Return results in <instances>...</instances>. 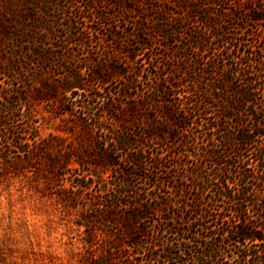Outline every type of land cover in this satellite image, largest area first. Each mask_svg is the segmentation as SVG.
Here are the masks:
<instances>
[{
  "label": "trees",
  "instance_id": "1",
  "mask_svg": "<svg viewBox=\"0 0 264 264\" xmlns=\"http://www.w3.org/2000/svg\"><path fill=\"white\" fill-rule=\"evenodd\" d=\"M123 37L87 78L48 66ZM0 50L8 81L31 69L3 90L1 166L62 184L78 264H264V0H0ZM43 102L69 140L30 137Z\"/></svg>",
  "mask_w": 264,
  "mask_h": 264
},
{
  "label": "rangeland",
  "instance_id": "2",
  "mask_svg": "<svg viewBox=\"0 0 264 264\" xmlns=\"http://www.w3.org/2000/svg\"><path fill=\"white\" fill-rule=\"evenodd\" d=\"M111 2V1H110ZM111 3H104V10L112 13L114 7ZM85 23V22H84ZM127 21L116 24L113 29H118L120 35H125L129 29L126 25ZM92 29H97L98 38L112 39L108 33L109 26L104 28L95 23H87ZM92 25V26H91ZM127 27L126 31L123 28ZM96 37V38H97ZM123 38L113 44H108L104 48L99 49L96 53L95 48H89V51L77 49L75 55H68L67 58L56 57L55 61L48 64L53 74H65L72 70L80 71L84 77L90 72L92 66L87 62L88 56L90 60L98 59L102 54L111 55L116 52V44L123 42ZM28 48V46H26ZM30 48V47H29ZM65 48L62 45L63 49ZM74 54V53H73ZM28 55H31L28 52ZM119 61H122L123 55L119 54ZM71 57V58H70ZM10 59V58H9ZM27 64L18 65L20 78L18 80L10 78L8 81L0 74V101L3 100V90L7 83L17 84L19 81L23 84L26 76L30 73L29 59L25 60ZM0 50V71L1 64ZM139 63V62H138ZM137 63V64H138ZM7 65V64H6ZM61 65V66H60ZM33 67V65H32ZM29 77V76H28ZM22 81V82H21ZM27 83V82H26ZM78 92L76 95H66L70 97L69 104L74 106L77 111L80 110L83 96ZM53 105L50 107L46 103H39L34 106V128L30 137H34L36 142L41 141L51 135L66 137L70 139V135L62 132L63 123L61 118L54 114ZM17 118L13 124L17 128L24 123L22 111L24 108L16 107ZM29 142L34 141L29 138ZM11 155V154H10ZM12 161V158H9ZM5 162V161H4ZM0 163V264H78L80 254L85 248V243L81 240L84 227H78L74 223V211L71 214L66 213L58 201L55 189L61 187V183L57 182L53 190L45 188H36L31 181L32 171H22L20 174H14L4 170ZM5 164V163H4ZM74 167V165H71ZM69 182L64 181L67 187Z\"/></svg>",
  "mask_w": 264,
  "mask_h": 264
}]
</instances>
